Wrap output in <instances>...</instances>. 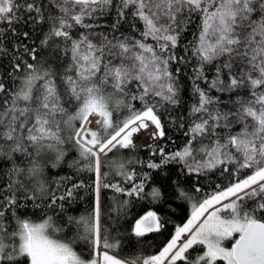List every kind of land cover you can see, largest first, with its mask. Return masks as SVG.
Returning <instances> with one entry per match:
<instances>
[{"label": "snow or ice", "instance_id": "1", "mask_svg": "<svg viewBox=\"0 0 264 264\" xmlns=\"http://www.w3.org/2000/svg\"><path fill=\"white\" fill-rule=\"evenodd\" d=\"M0 56V264H264V0H0Z\"/></svg>", "mask_w": 264, "mask_h": 264}, {"label": "trees", "instance_id": "2", "mask_svg": "<svg viewBox=\"0 0 264 264\" xmlns=\"http://www.w3.org/2000/svg\"><path fill=\"white\" fill-rule=\"evenodd\" d=\"M18 31H29L30 32V39L26 40L25 43L32 44L34 41L36 45L39 44L40 32L39 30L32 32L30 28L25 26H20ZM13 43H16L13 40ZM5 46H8V42L5 41ZM9 68V57L0 56V73L4 72ZM138 155L142 158H146L148 155L147 149L140 148L138 151ZM75 158V153H70L69 157H67V161H71ZM0 167L7 169L8 164L7 162L0 161ZM72 174V170L67 167V164H62L59 168H51L48 170V175L52 179H59L62 176H68ZM109 197L112 196L111 192L107 193ZM88 206L87 200L84 201L83 206L77 205L76 207L79 208L81 212ZM142 212V208L140 206H134L129 215V221L132 217L136 216L138 213ZM190 213V205L187 201H183L180 199H174L170 201L168 206L162 210V214L169 217V219L173 222L167 225L166 232L164 235L159 234H149L148 237L143 238L141 240H137L134 236H126L122 240V255H131L138 250H144L146 252H152L157 247L161 245V242L166 240L169 234L174 230V224L182 223L186 218L187 215ZM128 228V223L126 222L124 226L120 229V232L123 233ZM218 264H222V262H218Z\"/></svg>", "mask_w": 264, "mask_h": 264}, {"label": "rangeland", "instance_id": "3", "mask_svg": "<svg viewBox=\"0 0 264 264\" xmlns=\"http://www.w3.org/2000/svg\"><path fill=\"white\" fill-rule=\"evenodd\" d=\"M141 143H142V141H140V140L137 141V144H138V145L141 144Z\"/></svg>", "mask_w": 264, "mask_h": 264}]
</instances>
